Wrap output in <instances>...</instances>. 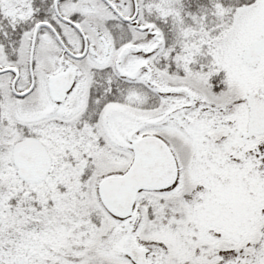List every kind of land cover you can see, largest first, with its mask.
Returning a JSON list of instances; mask_svg holds the SVG:
<instances>
[{
    "label": "snow or ice",
    "instance_id": "1",
    "mask_svg": "<svg viewBox=\"0 0 264 264\" xmlns=\"http://www.w3.org/2000/svg\"><path fill=\"white\" fill-rule=\"evenodd\" d=\"M0 264H264V0H0Z\"/></svg>",
    "mask_w": 264,
    "mask_h": 264
}]
</instances>
